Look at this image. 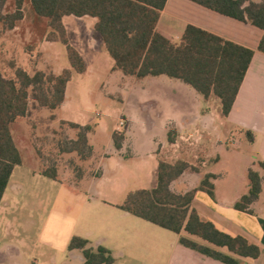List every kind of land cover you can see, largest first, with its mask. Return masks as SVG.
I'll use <instances>...</instances> for the list:
<instances>
[{
  "label": "crops",
  "instance_id": "crops-1",
  "mask_svg": "<svg viewBox=\"0 0 264 264\" xmlns=\"http://www.w3.org/2000/svg\"><path fill=\"white\" fill-rule=\"evenodd\" d=\"M70 16L73 15L64 16L62 22L67 30L69 44L85 60L86 71H72L65 87L64 101L54 113L58 122L64 120L79 125H96L89 140L93 147L90 163L96 165L100 176L86 175L80 181L72 182L64 178L67 176L72 179L69 172L60 171L61 181L52 180L39 173V163L32 150L30 157L35 165L23 170L20 168L24 165L22 160L20 165L14 167L0 201V264H83L80 249L68 250L73 236L87 239L92 247L102 245L109 249L114 258L111 264H225L183 246L176 233L118 207L128 192L156 186L160 160L172 163L178 159L185 160L198 171H184L171 183V189L182 193L196 188L191 207L202 220L210 221L218 230L234 237L240 236L258 247L255 258L237 257L239 264H264V187L258 199L247 207L239 208L236 205L241 196L248 192L249 168L262 174L258 163L264 162V53L258 50L263 30L190 0H166L160 12L157 30L173 43L180 41L186 25L191 24L254 51L232 108L227 116H223L221 104L218 109L212 100L214 94L204 98L180 79L166 75L139 79L114 69V60L104 43L93 34L96 18L77 17L88 19L85 23L86 34L83 35L80 27L70 22ZM65 17H68L71 26L72 39ZM49 43L56 47L57 41ZM63 55V65L54 70L55 75L65 68H71ZM100 72L109 73L111 79L107 81L114 88L112 94L119 95L118 98L104 96L115 99L119 104L118 108L112 110L116 113V121L111 126L91 117L88 112L93 105L77 102V88L70 87L74 73L88 78L90 74L97 73L95 79L101 82L103 77L98 75ZM147 85L156 87L152 100L161 106L157 125L153 124L151 117L143 121L136 112L128 109L135 89L145 90ZM81 86L83 88L82 83L79 88ZM148 102L143 101L144 109H151L150 105L146 106ZM97 110L96 117L112 113L110 109L100 110L102 114L97 116ZM122 116L125 117L126 126L121 146L117 149L112 135L117 132L116 126ZM136 121L142 122L144 129V135L139 140L133 138ZM235 129L239 131L238 142H227L222 148H215L221 142L220 139H225ZM246 130L253 132V142L247 140ZM170 131L175 132L173 142L168 141ZM197 135L208 137V156L217 153L211 162L197 161L199 164L201 162L200 166L182 153V138ZM236 145H247L250 154L238 178L231 176V169H220L221 152L230 153V149ZM192 157L199 158L197 154ZM206 173L215 176L211 179L214 185L212 195L199 188ZM28 183L34 185V193L30 192L28 198L34 202L39 200L43 206L40 212L33 210L25 198L30 191ZM55 185L63 187L64 196L69 194L73 197L71 201L79 210L78 214L66 212L71 215L70 226L62 232V243L59 245L50 240V235L58 233L57 228L63 230V220L57 217L60 213L52 215L54 210L50 213V187L55 188ZM40 186L46 188L45 196L35 191Z\"/></svg>",
  "mask_w": 264,
  "mask_h": 264
},
{
  "label": "trees",
  "instance_id": "trees-1",
  "mask_svg": "<svg viewBox=\"0 0 264 264\" xmlns=\"http://www.w3.org/2000/svg\"><path fill=\"white\" fill-rule=\"evenodd\" d=\"M29 1L38 16L48 19L51 30L46 36L47 40L57 41L65 46L71 68H65L57 75L44 69L30 73L22 67H17L11 77L0 73V201L14 167L22 163L20 150L11 132L12 124L28 117L31 110L42 109L50 111V122L55 121L54 111L64 101L65 87L72 71H86L84 58L69 44L62 22L64 16L96 18L93 34L104 43L114 60V69L139 79L160 75L180 79L204 98L210 94L217 96L223 116L230 112L254 54L249 48L191 24L186 25L180 41L173 43L157 30L160 12L166 0ZM190 1L262 29L258 50L264 53V0ZM7 2H13V12L3 11ZM24 2L25 0H0V34L17 26L23 18ZM95 126L60 120L58 129L52 131L55 135L62 136L54 143V151L60 159L68 155L66 166L59 167V157L53 160L48 152L37 147L36 155L45 160L39 173L57 181H61L60 171L69 172L72 179L67 176L64 178L72 182H78L86 175L99 177V170L92 173L93 163H90L93 147L89 140L95 132ZM244 133L249 142L254 141L253 132L246 130ZM112 139L115 148H120L123 135L114 133ZM174 139L175 132L170 131L168 141L173 142ZM258 164L262 168V174L249 168V188L237 202L239 208H245L257 200L264 187V162ZM188 169L198 171L182 159L172 163L160 160L156 186L128 192L118 207L176 233L183 246L225 264H239L237 257L255 258L258 255L256 245L240 236L224 233L210 221L199 217L191 207L196 188L182 193L171 189V183ZM214 177L210 173L204 174L199 188L212 195L214 185L211 179ZM73 249L81 250L83 264H111L114 261L109 249L102 245L92 247L87 239L79 236H73L69 241L68 250Z\"/></svg>",
  "mask_w": 264,
  "mask_h": 264
},
{
  "label": "rangeland",
  "instance_id": "rangeland-1",
  "mask_svg": "<svg viewBox=\"0 0 264 264\" xmlns=\"http://www.w3.org/2000/svg\"><path fill=\"white\" fill-rule=\"evenodd\" d=\"M14 9L15 6L13 2H7L4 6L3 11L5 13H8L13 12ZM22 11L23 18L18 22L17 26L0 34V73L5 77H11L14 75V71L17 67L27 69L30 73H33L37 69H44L46 72L54 73V70L59 69L63 65V58L61 57L62 54H64L63 56L65 60H67L63 44L57 42L55 45L56 47H54V45H51L49 43V40H47L46 37L48 32L51 30V28L48 26V19L40 17L34 12L29 0H25L22 6ZM69 18H71L70 22H73L74 25H78L80 27V33H82L83 35L86 34L85 23L88 20L87 18L78 19L74 15L70 16ZM65 23L72 39V30L69 24L68 17H65ZM98 75H101L103 77L101 82L100 80L98 81L95 79L97 73L90 74V78L74 73L72 81L70 83V87L77 88V102H79L80 104L87 103L89 105H93L92 110L88 112L91 117L101 119L105 121L109 126H111L116 121V113H114L115 111L112 110L118 108L119 104L115 99H107L104 96L108 95L107 97L118 98L119 95L112 94V92H114V88L112 84L107 81L111 79V76L108 72H100ZM80 83L83 84V88L82 86L81 88H79ZM155 88V86L149 87L148 85L145 90L136 88L132 93L133 96L130 97L131 101L128 105V109L133 113L136 112L138 117H140L143 121L151 117L153 124L157 125V118L160 117V113L162 110L160 104H158L155 100H152ZM140 99L143 100L141 101ZM212 100L215 101V104L219 109L220 101L218 97L213 96ZM143 101H149L146 106L150 105L151 109L149 110L153 111L154 113H151L148 109H144V107L142 106ZM82 108L83 106H81V109ZM96 109H99V111L97 110L96 112L97 116H100L99 114H102L101 111H104L106 109H110L112 113L111 115L103 113L100 117H96ZM49 114L50 111L47 109L31 110L28 117L18 119L17 122L13 123L11 126V131L15 143L20 148L21 157L24 161V165L20 167L23 170H27L28 167L35 165V162L30 157L32 150L35 156L34 158L39 163V168L43 162L45 163L44 159H40L36 155L35 148L37 147L43 149L45 152H48V154H50V157H53V160L54 158L59 157L56 156V152L54 151V148L56 147L54 143H56L57 139H61L62 136H57L52 132L53 129H58L59 122L58 119L50 122L48 117ZM121 120L125 121V117L122 116ZM141 123L142 122L136 121L134 124L133 138L136 140H139L144 135V129ZM125 126L126 121L124 122V126L121 128V130L118 131V134H123ZM71 134H73V131ZM238 134L239 131L237 129L231 131V133L225 139H220L221 142L217 144L215 148H222L226 145L227 142H238L236 140ZM207 141L208 137L205 135H203L202 137H198V135L193 136L188 140L182 139L181 142H183L182 146L184 147L182 153L188 156L187 158H192L197 166H200L201 164V162L200 164L197 162L199 160H205L207 161V163L211 162L216 152L213 153L214 155L208 156L209 151L207 152L206 149ZM247 148V145H244L242 147L236 145L235 147L230 149V153L227 152L223 154L224 152H221L223 157L220 163V169L226 171L229 168L231 169V176L238 178L243 164L250 155ZM194 154H197L199 158L193 159L192 155ZM67 160L68 155L62 156L59 160V167L66 166ZM88 162L89 161H87V163ZM91 171L92 173H96V171H98L96 165L93 164V168L91 169ZM50 184H52L51 180ZM28 185L30 186V183H28ZM55 186V188L50 187V213L53 210L54 213H52V215H57V212L60 213V215L57 217L63 220V230L59 231V229L57 228L58 233L54 234L53 236L50 235V240L56 243V245H59V243H62V232L68 228V225L70 226V214H78L79 210L77 206L74 205L73 201H71V198L73 197H71V195L69 194L64 196L62 193L63 187H61V185ZM35 189V191H37L38 193H42V195L44 194V196L46 195L45 187L40 186L38 189ZM29 190L30 191L26 193L25 198L30 202V207H32L33 210L40 212L43 206L39 203V200L34 202V200L28 198V194L30 192L34 193L33 184H31ZM66 212L70 214H67ZM64 213L66 214L65 217H63V215H65ZM68 215L70 216L68 217Z\"/></svg>",
  "mask_w": 264,
  "mask_h": 264
},
{
  "label": "built area",
  "instance_id": "built-area-1",
  "mask_svg": "<svg viewBox=\"0 0 264 264\" xmlns=\"http://www.w3.org/2000/svg\"><path fill=\"white\" fill-rule=\"evenodd\" d=\"M99 114V113H98ZM124 126V121L123 120H120L119 122H118V124H117V126H116V131L118 132V131H120L121 130V128ZM182 139H184V140H188L189 138H182Z\"/></svg>",
  "mask_w": 264,
  "mask_h": 264
}]
</instances>
